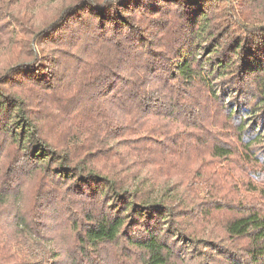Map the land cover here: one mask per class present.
Segmentation results:
<instances>
[{
    "label": "trees",
    "instance_id": "obj_1",
    "mask_svg": "<svg viewBox=\"0 0 264 264\" xmlns=\"http://www.w3.org/2000/svg\"><path fill=\"white\" fill-rule=\"evenodd\" d=\"M225 1L0 0V264H264V0Z\"/></svg>",
    "mask_w": 264,
    "mask_h": 264
},
{
    "label": "rangeland",
    "instance_id": "obj_2",
    "mask_svg": "<svg viewBox=\"0 0 264 264\" xmlns=\"http://www.w3.org/2000/svg\"><path fill=\"white\" fill-rule=\"evenodd\" d=\"M218 8H219L220 12L227 13L229 11L230 6L225 0H220V2L218 4ZM251 20L264 21V8L259 10L256 13L252 14ZM232 23H233L232 24L233 25V31H234L236 36H241L242 34H244V31L239 24H237L235 21ZM258 133L259 132H256V136L258 135ZM257 138H259V143L261 145H264V130L261 133H259V136ZM30 242L33 244L32 240ZM44 248H49V247L44 246Z\"/></svg>",
    "mask_w": 264,
    "mask_h": 264
}]
</instances>
